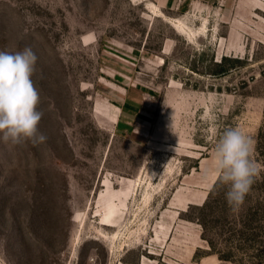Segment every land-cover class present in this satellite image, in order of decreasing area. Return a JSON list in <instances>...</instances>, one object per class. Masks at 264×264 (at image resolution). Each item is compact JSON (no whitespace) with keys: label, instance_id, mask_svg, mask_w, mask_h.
<instances>
[{"label":"rangeland","instance_id":"374dc122","mask_svg":"<svg viewBox=\"0 0 264 264\" xmlns=\"http://www.w3.org/2000/svg\"><path fill=\"white\" fill-rule=\"evenodd\" d=\"M155 6L0 0L46 137L0 142V264H264V0ZM228 127L259 170L238 208L211 173Z\"/></svg>","mask_w":264,"mask_h":264},{"label":"clouds","instance_id":"9594fccd","mask_svg":"<svg viewBox=\"0 0 264 264\" xmlns=\"http://www.w3.org/2000/svg\"><path fill=\"white\" fill-rule=\"evenodd\" d=\"M37 56L30 47L21 51H0V142L42 143L38 131L42 113L40 96L32 75ZM252 140L240 129L224 128L212 151L211 173L215 183L226 189L225 198L233 208L241 206L250 191L258 167L251 159Z\"/></svg>","mask_w":264,"mask_h":264},{"label":"crops","instance_id":"0c3cea01","mask_svg":"<svg viewBox=\"0 0 264 264\" xmlns=\"http://www.w3.org/2000/svg\"><path fill=\"white\" fill-rule=\"evenodd\" d=\"M132 3H153L157 5L160 9L168 8L170 10L182 9L187 12L188 9L194 8L204 5L206 1L210 0H129Z\"/></svg>","mask_w":264,"mask_h":264},{"label":"bare ground","instance_id":"6f19581e","mask_svg":"<svg viewBox=\"0 0 264 264\" xmlns=\"http://www.w3.org/2000/svg\"><path fill=\"white\" fill-rule=\"evenodd\" d=\"M149 12L154 13L156 15H160L159 10L156 8L155 4L153 3H149ZM168 22L173 25L179 32H185V33H189L187 31V26L180 20L177 18H170L168 19ZM189 30V29H188Z\"/></svg>","mask_w":264,"mask_h":264},{"label":"trees","instance_id":"16d2710c","mask_svg":"<svg viewBox=\"0 0 264 264\" xmlns=\"http://www.w3.org/2000/svg\"><path fill=\"white\" fill-rule=\"evenodd\" d=\"M224 70H225L224 68H221V69H220V72H221V71H224ZM210 192H211V191H210Z\"/></svg>","mask_w":264,"mask_h":264}]
</instances>
